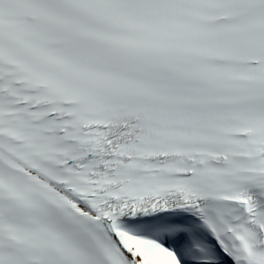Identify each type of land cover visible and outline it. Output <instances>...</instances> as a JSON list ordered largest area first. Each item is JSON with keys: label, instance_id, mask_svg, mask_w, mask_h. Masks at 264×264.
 I'll return each mask as SVG.
<instances>
[{"label": "snow or ice", "instance_id": "1", "mask_svg": "<svg viewBox=\"0 0 264 264\" xmlns=\"http://www.w3.org/2000/svg\"><path fill=\"white\" fill-rule=\"evenodd\" d=\"M0 264H264V0H0Z\"/></svg>", "mask_w": 264, "mask_h": 264}]
</instances>
